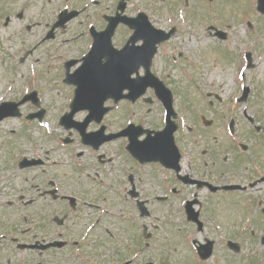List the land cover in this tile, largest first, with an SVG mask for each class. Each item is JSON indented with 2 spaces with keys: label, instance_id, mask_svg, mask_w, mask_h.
I'll list each match as a JSON object with an SVG mask.
<instances>
[{
  "label": "flooded vegetation",
  "instance_id": "flooded-vegetation-1",
  "mask_svg": "<svg viewBox=\"0 0 264 264\" xmlns=\"http://www.w3.org/2000/svg\"><path fill=\"white\" fill-rule=\"evenodd\" d=\"M119 1L0 0V24L5 27L8 34H21L45 22L42 34L50 29L64 10L77 11V16L71 20L78 21L77 30L71 32L68 23L65 28L54 31L53 39L73 33L69 40L75 41V46L88 50L106 29L109 18L118 13ZM233 4L235 7L241 6L238 7L237 14H230L229 17L221 15L218 18L220 26L215 29V34L217 33L219 40L227 41L232 32L231 28L236 25L247 38L242 43L237 39L230 47L222 45L225 52V59L222 61L228 64V69L223 71V67L221 77L225 80L222 86L229 85L228 101L224 108L213 106L214 100L219 101L222 96L220 91L209 93L210 100L205 107L206 110L210 107L217 119L209 120V124L204 121V125L209 126L217 121L224 129L228 125L226 117L231 116L229 121H233L234 133L226 139H190L193 136L190 128L186 131L185 137H182L180 117H183L184 121L194 119L195 125L199 123V118H190L188 107L181 100L176 101L173 98V113L170 120L177 126L175 141L179 152V169L176 170L172 166L175 152L164 143H159L157 152L166 164L160 160L145 163L134 160L127 153L124 143L122 153L124 171L116 183H111L106 190L116 192L120 188L126 194H131V202L122 204L127 211L123 223L130 226H127L129 230L136 227L137 231L133 230L129 240L121 238L123 241L121 246L112 241L115 247L114 257L105 260L92 254L90 264H236L234 259L241 253L236 254L237 252H232L229 247L237 242L241 250L243 245L254 240L252 228L255 227L256 220L246 219L244 216L243 219L222 221L227 225L231 223L232 228L238 227L237 231H234L226 229L216 216L225 209L241 211L244 214L261 205L259 197L255 195L252 197L251 194L255 191L264 192V139L233 138L240 127L239 119L233 117L239 115L240 105L242 115L248 123L254 129L255 126L261 127L259 131L264 132V123H259L255 118L264 110L255 103V99L260 100L264 97V89L258 87L257 80L261 73L259 72V75L256 73L257 68L263 67L264 60L260 47L253 41L255 35L264 36V12L258 8L261 6L264 9V0H233ZM143 11L150 15L155 12L153 0H146L145 4L144 0H127L123 14L135 16ZM246 16L250 18L247 19ZM12 22L17 24H11ZM15 25L18 27H13ZM126 32L127 28L120 24L115 29L116 40L120 38L122 42L123 33ZM146 95L135 102L137 108L130 113L136 115L137 123L143 127L161 130L167 122L165 108L153 92L149 90ZM184 95L182 100L188 101L191 105V99L186 93ZM241 99L244 101L241 102ZM223 113L226 114L225 117ZM242 124L246 125V122ZM105 126L107 127L106 123ZM197 136L201 135L198 133ZM100 161L107 163L111 159L103 154ZM47 166L49 163L44 162L43 173L38 177L35 187L23 188L25 192L18 196L25 226L20 232L27 245L37 241L43 245H51L44 249H29L30 255L32 253L39 255L43 258L44 264H62L64 249L68 246H54L53 243L63 242L65 237L77 236L79 231L74 229L75 218L83 219L82 213L92 212L98 206L99 200L92 196L93 189L87 187L89 183L94 185L98 173H95V177H90V174L77 172L72 178L73 185L69 187L64 183V173L59 172L56 163L51 165L52 170H44ZM253 183L256 184L251 186ZM53 190L54 194H50ZM64 190L68 193H64ZM67 195L75 197L74 204L69 202ZM110 205L115 207L117 203L111 201ZM193 210L198 211L199 217L195 218ZM61 219H64L63 223L60 222ZM64 223H69L71 227L65 229ZM162 225L170 229V232H164L170 237L167 259H160V253L154 255L157 250L154 231ZM145 227L150 232L149 239L144 243ZM93 228L95 225L90 230ZM5 229L11 233L0 232V243L15 238L14 226ZM106 232L110 233L108 229ZM93 233L94 230L90 235ZM41 243H37L36 246H41ZM209 249L211 258L201 260L198 253L205 254ZM184 250L189 257L177 261L178 258L170 256L171 252L177 255Z\"/></svg>",
  "mask_w": 264,
  "mask_h": 264
},
{
  "label": "rangeland",
  "instance_id": "rangeland-1",
  "mask_svg": "<svg viewBox=\"0 0 264 264\" xmlns=\"http://www.w3.org/2000/svg\"><path fill=\"white\" fill-rule=\"evenodd\" d=\"M154 1V0H153ZM156 11L159 13L156 18H154V22L160 26H167L173 22H175L180 27H190V26H198L200 28L199 31H203L205 27L213 25L215 27L219 26L218 18L221 15H226L229 17L230 14H237L238 7L234 6L233 0H188V5L186 7V11L180 13L177 8L179 4L185 3L184 0H155ZM170 10L173 11V14L170 13ZM11 24H17L12 22ZM162 24V25H161ZM78 25V21H77ZM77 25H71V31L77 30ZM13 27H18L15 25ZM45 27V22L39 24L35 27H32L28 31H24L21 34L8 35L5 27L0 24V101L7 100H19L21 95L26 92L32 91L38 92V97L40 98V102L42 105L49 108V112L47 117H45V123H31L27 127H23V124L20 120L9 119L4 121L3 124L0 125V197L3 200L13 199V195L27 183H24L25 177L30 179L32 173L28 171H20L15 166V159L12 157V152H19L20 148H30L34 147L39 150L40 154H44V151L49 149V153L47 156L56 158L58 162H64V166H61L59 172L64 173V183L66 186H72L73 181L72 178L75 174V169L72 163V155L68 154L63 150H53L57 148L59 145L62 147H66L65 145L59 144L58 140L48 141L47 139L55 136L57 138H65L71 133L70 137H75V141L77 139V135L75 131L70 130L66 131L62 127L58 126L57 122L54 120L55 115H59L60 113H64L68 104V99H72V90L71 88L64 82L65 74L61 72L60 78L58 79V84L54 81H57L56 77L59 76V71L55 67L60 64V62L69 57V55H75L82 51V47L75 46L74 44H66L57 46V51L50 49V47H54L56 44L44 45L40 47L37 51H34L31 55L33 58H28L27 61L20 65L19 59L24 56L26 53L25 48H31L32 44H34L37 39L40 37L41 32ZM228 27V26H227ZM232 32L230 34V39L234 42L237 39L240 43L245 42L247 36L243 34L240 30H238V26H234L231 28ZM73 31V32H74ZM205 34V33H201ZM125 37V36H123ZM191 37V36H190ZM189 37V38H190ZM211 38V39H210ZM120 38H117V42L119 43ZM216 41L219 42L216 44ZM253 41L257 46L260 47L262 51H264V40H261L258 35L253 37ZM175 43H178V39H175L171 46H174ZM215 43V44H214ZM185 50L187 53V59H199L201 69L197 70L196 77L198 78L197 84L201 85L203 89H210L211 86L209 84H202L201 78L205 75L202 72V67H209L214 73L212 79L216 82L213 83V87L215 89H219L220 95L222 96L219 101L214 100L213 106H219L224 108L226 102L228 101V92L229 85L222 86V83L225 81L222 79L221 75L223 71L228 69V64L225 63L224 60V50L222 48V43L218 40H215L212 37L206 38V36L198 37L194 36L193 41L184 42ZM165 51L169 52L168 48H165ZM170 53V52H169ZM159 57L154 61V68L157 72H161V75L166 73V70L171 71V76H169L170 81L175 85H179L181 87H185L188 85V79L183 75L181 68L171 64L167 59H165V55L162 52ZM35 59H38L36 62ZM264 59V58H263ZM183 60V59H181ZM184 64V62H181ZM224 67V70L222 71ZM172 68V69H171ZM222 72V74H221ZM261 76L258 77V87L264 89V63L263 67L258 68L256 73ZM220 76V78H219ZM221 85V86H220ZM186 88V87H185ZM187 91L189 94L186 96L191 99V105L188 101L182 100L185 95L183 94L179 101L188 107V114L190 118L198 117L199 123L197 124V129L194 136L190 137V139H205V140H213V139H226L224 135L222 127L218 124L217 121L210 124L209 126H205L202 123V119L216 120L215 113L210 110H206V105L204 103V99L202 100L194 91L193 87L189 88ZM187 90V88H186ZM172 91L175 93V89L172 88ZM68 98H67V97ZM264 96V95H263ZM255 103L264 109V97L260 100L255 99ZM30 107V104H27L25 108ZM190 107V109H189ZM226 114L223 113V117ZM259 123H264V110L255 116ZM54 121V122H53ZM240 122V127L238 133L243 136L245 139H253V138H262L264 139V132L260 131V134H255L256 136H252L251 133H254L250 129V126L243 125L242 120H238ZM120 124V123H119ZM118 124V125H119ZM191 124H194V119H192ZM47 126V127H46ZM201 136H197V134ZM120 142H114L108 146V152L115 155L114 162L112 165H115L117 168L122 160L117 157V148ZM74 146V143L71 144ZM42 148V149H41ZM66 150H73L76 147L65 148ZM82 162L86 163L87 166H90L91 158L89 156H84L81 159ZM94 168V167H93ZM17 169V170H16ZM92 169H89L91 171ZM102 171L104 172H113L110 175H115L116 171L113 169L110 170V167L104 168ZM75 179V178H74ZM31 180V179H30ZM92 190V196L95 199H100V195H108L110 196L112 202L117 203V206L113 207L115 210H118V206L121 203L117 200L116 196H114L110 191H107L103 187L97 186L94 184L93 186H87ZM264 197V196H260ZM125 209V208H122ZM20 208H7L0 206V232H6L5 228H10L14 226L16 230H22L24 226V221L18 217V211ZM224 210V209H223ZM113 212V211H112ZM218 212V211H217ZM258 216L261 215L259 212ZM219 221H234L235 219H243L244 215L241 211H234L231 209H225L224 211H220L219 215L216 214ZM226 216L227 219H226ZM225 219V220H222ZM222 222V223H223ZM264 221L258 220L254 230V240H258L257 233L264 234ZM226 229H233L237 231L238 227H233L223 223ZM84 226V225H83ZM128 225H124L122 221H119L115 217L106 216L104 217L102 224L97 227L96 231L92 234V237L89 239L90 242H87L83 246L84 255L95 254L100 259L108 260L110 257H114L115 255V247L112 240L109 238L106 229L114 232L117 236L124 240H129L132 236L133 230L137 231L136 227H131L132 230L127 228ZM77 227V226H76ZM130 227V226H128ZM83 227H79L77 230L81 233ZM155 236L159 237L160 240L155 239V242L161 241L162 245L165 247L170 246L167 244L164 238V232H170L169 227L162 225L157 230L154 231ZM78 233V234H79ZM77 234V235H78ZM154 243V242H153ZM162 245H159V248L155 250L154 255H158L161 250L164 248ZM251 250H248V249ZM169 249V248H168ZM167 248L164 251H169ZM259 250V249H257ZM241 251H245V255L237 256L234 260L236 264H264V248L256 253L253 245H245V248L242 247ZM25 253V254H24ZM114 253V254H113ZM68 255V252H66ZM170 256L178 258L177 261H180L182 258L189 257L187 252L184 250L181 251L180 254L174 255V253H170ZM230 257H235L231 256ZM169 257V256H168ZM230 261V258L228 259ZM41 264L40 259L36 256L27 255V252H22L12 247L11 243L6 240L0 243V264ZM62 264H69L68 260L63 259Z\"/></svg>",
  "mask_w": 264,
  "mask_h": 264
},
{
  "label": "water",
  "instance_id": "water-1",
  "mask_svg": "<svg viewBox=\"0 0 264 264\" xmlns=\"http://www.w3.org/2000/svg\"><path fill=\"white\" fill-rule=\"evenodd\" d=\"M151 54H153V49H152V51H151ZM128 74H130V72H129Z\"/></svg>",
  "mask_w": 264,
  "mask_h": 264
},
{
  "label": "bare ground",
  "instance_id": "bare-ground-1",
  "mask_svg": "<svg viewBox=\"0 0 264 264\" xmlns=\"http://www.w3.org/2000/svg\"><path fill=\"white\" fill-rule=\"evenodd\" d=\"M210 79V78H209Z\"/></svg>",
  "mask_w": 264,
  "mask_h": 264
}]
</instances>
